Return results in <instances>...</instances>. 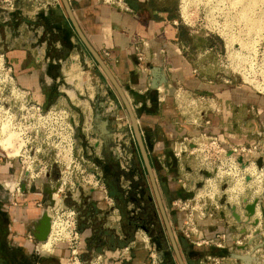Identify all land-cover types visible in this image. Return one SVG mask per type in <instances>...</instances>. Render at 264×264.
I'll list each match as a JSON object with an SVG mask.
<instances>
[{
    "label": "rangeland",
    "instance_id": "1",
    "mask_svg": "<svg viewBox=\"0 0 264 264\" xmlns=\"http://www.w3.org/2000/svg\"><path fill=\"white\" fill-rule=\"evenodd\" d=\"M166 1L174 15L179 18L182 37L190 46L186 54L198 76L204 81L214 79L225 82L229 79L230 85H242L264 97V0ZM14 2L15 9H11L9 2L4 0H0V5L10 11H16L18 4L30 8L34 5L38 8H46L50 3L55 5L60 3L63 6L61 0H14ZM58 19L55 15L52 17L53 21ZM1 48L0 125L11 116L14 129L22 127L24 130L21 141L24 140L26 145L18 155H9V152L0 146V264L18 262L17 257L8 258L2 250V243L6 240L10 241L12 247H20L18 249L28 257H42L51 261L50 264H69L73 257V249L67 242L68 231H65L64 225L60 224L67 220L65 217L67 215L70 216L68 218L70 221H77L79 245L75 250L79 264H109L101 260L99 251L92 248L98 244V236L106 233V226L113 227L107 228L111 234L112 229L119 228L120 213H111V218L106 223L92 220L87 227L91 230L88 232L89 238L85 239L86 233H83L85 224L81 217L84 214L86 216L88 212L82 209V200H84L82 196L88 195V199L84 200L86 202L92 200V197L98 195L100 191L108 190L114 197L104 177V163L109 166L113 163L112 160H116L119 163L116 165L117 169L120 168L122 161L128 164L135 163L137 168L142 163L129 113L115 89L104 91L105 94L102 91L101 95L96 96L99 101L108 103L107 112L104 111L106 112L104 114L110 116L113 129H116V135L109 140L110 144L105 148L104 141L92 134V128L88 123V118H93L96 114L95 107L99 108L98 101L96 105L87 103L79 106L69 105V108L62 105L47 108L40 106L39 110L38 104L34 106V98L31 99V96L19 87ZM237 66L243 71H237ZM185 91L187 90L175 87L170 92L162 89L161 92L153 90L151 94L159 96L166 92L170 93L172 98L170 102L174 105L172 110L176 108V111L184 112L187 109L188 112V109L192 111L193 107H197L199 110L194 111L201 114L207 106L206 100L203 99L205 96L196 93L197 97L201 96L200 100L193 103L190 97L188 105L181 102L185 101L183 97ZM129 94L132 98V93ZM139 97L137 96L135 104L139 106L142 101L143 107L147 108L145 103L149 102L148 99L144 102ZM75 102L80 103L79 100ZM133 108L143 134L148 136L149 132L154 139L147 143L149 155L157 164L154 173L162 183L165 208L174 222L173 232L186 264H245L231 254L254 255L256 260L252 264H264V246L261 247L264 244V217L260 205L258 206L260 215L256 218H259L262 224L258 228L237 223L228 208L229 205H236L243 214V207L255 199H260L261 204L264 205V114L258 118L259 139L256 144L246 143L243 146L244 155L239 157L242 153L240 150L237 153L229 150L219 139V145L226 149L228 154L213 150L208 137L211 135L205 132L194 135L191 131L185 139L166 135L161 123L158 125L149 120L146 114H143L142 107ZM82 111H86V114ZM199 116L197 114L193 119L187 115L189 119H184L188 120L186 124L197 128L196 130H204L203 127L198 126V124L202 125V122L195 120ZM83 133H86L88 138L84 137ZM96 140L99 141L97 144ZM114 148H118V155L121 154L123 158L117 157ZM124 148L127 153L123 152ZM130 150L132 153L129 152ZM259 161L262 163L261 167ZM23 165L32 168L30 176L21 174ZM141 167L128 170L130 174L133 171V178L136 181L141 180V174L145 173V169ZM46 172L47 174L51 172L53 176L48 177ZM247 176H251L253 182L250 183L251 180L248 181ZM126 178L124 176L120 182L125 186L123 192L127 197L128 207L132 208L134 205L126 194L131 181ZM23 181L32 184V187L34 184L38 185L37 192H41L45 204L50 203L48 195L44 193V190L52 185L48 182L64 183L63 191L55 196L54 207L60 206V215L65 216L60 219L55 216L56 222L54 221L53 225L58 223L52 230L56 235L61 234V238L53 250L44 249V243L38 244L36 250L31 246H17L18 244L14 243L13 232L8 228V222L13 203L22 194ZM145 181H149L148 177ZM190 193L193 194L192 197L189 196ZM106 210L109 211V208ZM223 212L230 214L238 227L244 228V232L235 231L234 237H228L220 226ZM210 220L218 225L215 226L218 234L206 231V224ZM164 229L163 248L166 249L158 248L152 242L151 235L142 229L134 233L133 239L129 242H124V233L121 229L117 232L122 235V239L115 242L108 237L106 242L110 241L109 245L118 251L117 255L123 252L132 255L134 249L140 247L136 249L144 253L145 264H153L154 260L159 264H163L162 260L166 264H179L166 225ZM258 231L261 234H258ZM235 245L243 246L245 249H234ZM58 247H61V254L56 251ZM184 250H187L188 254ZM55 256H59L60 259Z\"/></svg>",
    "mask_w": 264,
    "mask_h": 264
},
{
    "label": "crops",
    "instance_id": "2",
    "mask_svg": "<svg viewBox=\"0 0 264 264\" xmlns=\"http://www.w3.org/2000/svg\"><path fill=\"white\" fill-rule=\"evenodd\" d=\"M69 1L81 30L111 69L132 106L135 109L142 107L143 114H146L149 120L158 125L161 123L166 135L185 139L191 131L194 135L205 132L217 137L229 150L243 147L246 143L256 144L260 136L258 118L264 114V97L242 85H230L214 79L204 81L198 76L186 54L190 46L182 37L179 18L174 15L166 0H128L133 10L131 13L105 5L99 0ZM63 6L60 3L58 5L50 3L46 8H38L35 5L30 8L18 4L16 11H10L0 5L3 8L0 9V47L19 87L34 98L36 104L46 108L58 105L69 108V105L79 106L87 103L96 105L98 101L99 108L95 107L96 114L93 118H88V123L92 128V134L104 141L106 148L110 144L109 140L116 135V129H113L110 116L104 114L107 112L108 103L99 101L96 96L115 87L79 37ZM54 15L59 18L58 21L52 20ZM138 44L145 55L143 62L138 59L136 51ZM155 67L160 68L167 78V83L159 88L160 92L162 89L170 92L175 87L186 89L187 91L183 92L185 101L181 102L188 105L190 103L188 98L192 97V102H196L201 97H197V94L204 95L207 105L204 111L199 114L194 111L199 110L197 107H193L192 111L188 109V112L187 109L184 112L176 111V108L173 111L170 93L152 95L150 85ZM129 93H132V98ZM137 96L144 102L148 99L149 102L145 103L148 109L143 107L142 101L139 106L135 104ZM157 97L158 104L151 107L153 106L151 99ZM75 100H79L80 103H76ZM186 114L192 118L200 115L195 120L202 122V125L198 126L204 130H196L197 128L186 124L188 120L184 118L189 119ZM83 136L88 138L86 133H83ZM145 140L148 149V141H154L149 132ZM95 142L97 144L99 141ZM114 149L117 157L123 158L121 154L118 155V148ZM123 152L128 151L124 148ZM129 152L132 153L131 150ZM116 164L119 163L116 161ZM130 167L131 163L120 162L121 171L128 172ZM48 183L52 185L45 189L44 193L49 197V204H45L41 192H37L38 185L34 184L32 187L30 183L26 184L24 181L22 183V194L13 203L11 216L9 215L11 223L8 222V228L13 232L12 236L17 246H31L36 250L38 244L41 245L33 233L44 211L51 205L49 193L55 188L56 183L50 181ZM121 184L125 187L123 182ZM85 198L88 199V195L82 196V199ZM84 200L82 209L83 211L86 209L88 213L86 216L84 214L81 220L85 224L84 238L88 239V232L91 230L87 227L92 220L106 223L111 218V213L116 214L118 211H113L115 198L108 190L100 191L90 201ZM1 204L5 207L3 203ZM167 214L174 228L168 211ZM222 214L224 216H221L220 226L228 237L233 236L235 231H244V228L238 227L230 214L224 212ZM206 226L207 232L214 234L218 232L215 221L210 220ZM109 227L111 226L105 227L106 233L98 236V244L92 248L100 252L101 260L109 264H145L144 253L136 249L140 247H136L134 254H129L130 256L126 252L117 255L118 251L114 250L113 246L110 247V241L106 242V238L109 237V240L116 242L117 236L121 238L122 235L119 232L109 233L107 229ZM31 235L34 237L33 240L30 239ZM2 245V250L13 253L18 258L16 264H29L30 261L31 264L51 262L42 257L26 256L18 249L20 247H12L8 240L3 241ZM88 246L90 250L91 245ZM56 251L61 254V247ZM55 258L60 259L59 256Z\"/></svg>",
    "mask_w": 264,
    "mask_h": 264
},
{
    "label": "water",
    "instance_id": "3",
    "mask_svg": "<svg viewBox=\"0 0 264 264\" xmlns=\"http://www.w3.org/2000/svg\"><path fill=\"white\" fill-rule=\"evenodd\" d=\"M61 1L65 7L70 19L72 20V22L74 24L79 37L85 43L87 48L90 50V52L92 53V55L94 56L96 61L99 63V65L101 66V68L103 69V71L105 72V74L107 75V77L109 78V80L111 81L113 86L115 87L116 91L118 92L119 96L121 97L128 113H129L132 125L134 127V132H135V135H136V138L138 141V145H139L142 157L144 159V162L146 164L147 170L149 172L151 182H152V185H153V188L155 190L156 197H157V200L159 203L160 211L163 215L164 222H165L166 228L168 230V234H169L174 252L176 254L177 260H178L179 264H186L184 257L181 253L180 247H179V245L175 239L173 228H172V225L170 223V220H169L167 210L165 208L161 193L159 191V187H158V184L156 181L154 169H153L151 161H150V156H149L148 149L146 146L144 134H143V132L139 126V120L136 117V112L134 111V108L131 104V101H130L129 97L127 96V94L125 93V91L123 90V88L121 87V85L119 84V82L117 81V79L115 78L111 69L108 67L106 62L99 55V53L92 47V45L90 44V42L88 41V39L84 35L83 31L81 30V28H80V26H79V24L75 18V15L73 13L70 1L69 0H61ZM152 79L153 80H152L151 85H150V90H152V91L153 90H159V88L161 86H163L167 83L166 75L158 67H155L153 69ZM151 101L153 104L157 105L158 104V97L152 98ZM261 166H262V163L259 161V167H261ZM206 175H210V173H206ZM247 180L250 181L251 177H247ZM60 188H61V186L58 183V184H56L55 188L51 189V191L49 193L51 196V199H50L51 200V205H50L51 207H54V205H56V197L55 196L59 193ZM189 196L192 197L193 194H189ZM259 205H260L262 217H264V205L261 204L260 199H255L253 202L246 204L243 207V214L239 212L238 207L236 205H229L228 208L231 211L232 216L237 221V223L247 224V225L254 226L255 228H258L260 226V224H262L260 219L256 218L257 208ZM221 215L224 216V214H221ZM244 217H246V220H244ZM36 225H37L36 229L33 233L34 237L36 238V240L39 243L46 242L49 239L50 234L52 232V216L48 210L44 211L42 217L39 219V221ZM258 234H261V232L258 231ZM262 246H264V244H262L261 247ZM234 249H245V247L235 245ZM231 256L236 258V259L243 261L245 264H252V262L254 260H256L254 255H249V254H245V255L231 254Z\"/></svg>",
    "mask_w": 264,
    "mask_h": 264
},
{
    "label": "flooded vegetation",
    "instance_id": "4",
    "mask_svg": "<svg viewBox=\"0 0 264 264\" xmlns=\"http://www.w3.org/2000/svg\"><path fill=\"white\" fill-rule=\"evenodd\" d=\"M144 138L146 139L145 135ZM150 161L154 171H156L157 164L156 162H154L151 155ZM116 165V161H113L111 165L103 166L105 180L107 181L110 190L114 193L115 203L113 205V211L117 210L120 213V217L118 219L119 228L117 230L115 228L112 229V232L115 233L119 229H121L124 233V242H129L131 239H133L134 233H137L140 229H142L151 235L152 242H154L158 248L166 249L163 248L165 241L163 235V232L165 230V222L160 211L156 193L153 188L151 178L143 157L142 163L138 166V168H142L141 166H143V168L145 169V175L141 174V180L137 179L136 181V179L133 178V171H131V174L126 172L125 170L121 171L120 169H117ZM131 166V170H135L137 168V165L135 163H131ZM47 176L51 177L53 176V174L50 172L47 174ZM122 176L127 177L131 181V186L128 187L126 194L129 196V200L134 205V207L132 208L128 207L127 197L123 192L124 187L120 182ZM146 177H148L149 179V181L147 182L145 181ZM156 181L164 202L162 183L160 182L158 176L156 177ZM118 239L120 240L122 239V237L120 238L119 236H117V240ZM162 263L166 264L164 260H162Z\"/></svg>",
    "mask_w": 264,
    "mask_h": 264
},
{
    "label": "built area",
    "instance_id": "5",
    "mask_svg": "<svg viewBox=\"0 0 264 264\" xmlns=\"http://www.w3.org/2000/svg\"><path fill=\"white\" fill-rule=\"evenodd\" d=\"M4 1L5 2H9V5L11 6V9H15L16 8V6H15L16 4H15L14 0H4ZM99 1L102 2L105 5L114 7L116 9H119L120 11H123V12H127V13L133 12V10H132V8H131L128 0H99ZM136 51L138 52V59H139V61L140 62L145 61V55L141 51V48H140L139 44L136 46ZM236 70L237 71H243V69H241V67H238V66L236 67ZM196 72L197 71L195 70V73ZM230 82H231V80H229V79H226L225 80V83H228L229 84ZM203 99L205 100V97H203ZM34 106L36 107L37 104L35 103ZM38 109L39 110L41 109L40 108V105H38ZM208 137L211 140V144H212L213 150H215V151L216 150H220V152L223 151L225 154H228L227 153V150L224 149V148H222L219 145V142H218V138L217 137H214V136H208ZM254 149H256V147H254ZM232 150L234 152H236V153L240 150L242 153H241V155H239V157L240 156H243L244 155V152H245V148L244 147H240V149L239 148H235V149H232ZM32 171H33L32 168L30 169L29 167H25L23 165L22 170H21V174L28 177V176H30V173H32ZM46 174H47V172H46ZM247 177H251V176H247ZM60 186H61V188H60L59 193L63 191V189H64V183L63 184L61 183ZM47 210L50 212V214L52 216V227H53V222L55 221V216H58V219H60V217H63L64 218V216H65L64 214L63 215L62 214L60 215V210H61L60 209V206L59 207H56V208L49 206ZM73 214H75V213H73ZM65 217L67 218V220L65 222H63V223H60V224H63L64 226L63 225L62 226L64 227L65 231H68L69 236L67 237V239H68L67 242L70 243V245H71L70 247L73 249V252H72L73 257H72V259H71V261H70L69 264H79V257L77 256V251L75 250V248H78L77 245H79V241H78L79 240V233L77 231V226H76V222L77 221L76 220L75 221H70L68 219V218H70L69 215H67ZM33 238L34 237L31 235L30 236V239L33 240ZM41 245H42V243H41ZM127 249H129V248H127ZM153 264H159V263L156 260H154L153 261Z\"/></svg>",
    "mask_w": 264,
    "mask_h": 264
},
{
    "label": "bare ground",
    "instance_id": "6",
    "mask_svg": "<svg viewBox=\"0 0 264 264\" xmlns=\"http://www.w3.org/2000/svg\"><path fill=\"white\" fill-rule=\"evenodd\" d=\"M23 132L24 130L22 129V127L14 129V127L12 126V117L11 116L7 117V119L4 122H2V124L0 125V146L4 150L8 151L9 155H18L22 147L26 145V142L24 140L21 141V138L23 137ZM16 140L19 141L17 144H16L17 142ZM251 182H253V180H251L250 183ZM259 215L260 212L259 209L257 208L256 216ZM56 224L57 223L53 225L52 227L53 229H55ZM53 232L54 230H52L49 239L46 242H44L43 248L46 250H53L54 246L58 243V241L61 238L60 236L61 234L56 235Z\"/></svg>",
    "mask_w": 264,
    "mask_h": 264
},
{
    "label": "trees",
    "instance_id": "7",
    "mask_svg": "<svg viewBox=\"0 0 264 264\" xmlns=\"http://www.w3.org/2000/svg\"><path fill=\"white\" fill-rule=\"evenodd\" d=\"M155 106V104H153V107ZM153 112H156V111H154V109H151ZM152 111H150V113L152 112ZM4 251V250H3ZM184 251H186V254H188V251L187 250H184ZM4 253H5V255L8 257V258H11L12 257V259L14 258V254L13 253H10V252H7V251H4Z\"/></svg>",
    "mask_w": 264,
    "mask_h": 264
}]
</instances>
